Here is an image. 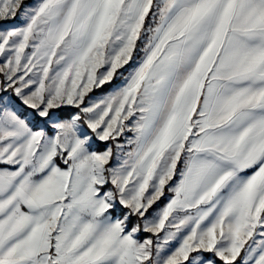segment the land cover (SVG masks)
I'll return each mask as SVG.
<instances>
[{
    "label": "snow or ice",
    "instance_id": "snow-or-ice-1",
    "mask_svg": "<svg viewBox=\"0 0 264 264\" xmlns=\"http://www.w3.org/2000/svg\"><path fill=\"white\" fill-rule=\"evenodd\" d=\"M0 264H264V0H0Z\"/></svg>",
    "mask_w": 264,
    "mask_h": 264
},
{
    "label": "trees",
    "instance_id": "trees-1",
    "mask_svg": "<svg viewBox=\"0 0 264 264\" xmlns=\"http://www.w3.org/2000/svg\"><path fill=\"white\" fill-rule=\"evenodd\" d=\"M108 89L106 88L105 91H107Z\"/></svg>",
    "mask_w": 264,
    "mask_h": 264
},
{
    "label": "rangeland",
    "instance_id": "rangeland-1",
    "mask_svg": "<svg viewBox=\"0 0 264 264\" xmlns=\"http://www.w3.org/2000/svg\"><path fill=\"white\" fill-rule=\"evenodd\" d=\"M97 95H99V93H97Z\"/></svg>",
    "mask_w": 264,
    "mask_h": 264
}]
</instances>
